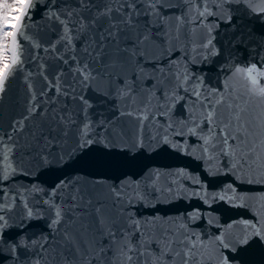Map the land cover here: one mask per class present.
I'll return each instance as SVG.
<instances>
[{
  "label": "water",
  "instance_id": "95a60500",
  "mask_svg": "<svg viewBox=\"0 0 264 264\" xmlns=\"http://www.w3.org/2000/svg\"><path fill=\"white\" fill-rule=\"evenodd\" d=\"M153 2L38 0L30 10L22 64L0 93V141L11 148L9 161H0V264H119L120 233L135 243L136 221L153 252L165 237L194 235L207 246L202 264L222 257L264 264V232L244 224L264 222L260 172L234 169L219 149L204 152L206 124L195 135L164 131L202 119L193 89L228 96L227 88L247 106L248 130L259 142L264 104L235 70H264V0ZM205 5L214 14L193 23ZM53 12L72 13V46L57 43L63 27L49 18ZM84 64L86 82L77 71ZM148 100L155 118L141 122ZM218 111L227 119L226 109ZM51 204L61 209L59 223Z\"/></svg>",
  "mask_w": 264,
  "mask_h": 264
},
{
  "label": "snow or ice",
  "instance_id": "6c2138e0",
  "mask_svg": "<svg viewBox=\"0 0 264 264\" xmlns=\"http://www.w3.org/2000/svg\"><path fill=\"white\" fill-rule=\"evenodd\" d=\"M38 0H0V93L5 91L6 83L10 78L14 77L16 72L19 70L18 66L22 64L21 53L22 46L21 40H29L27 29L30 27L31 21L30 10L35 7ZM86 0H81V3H85ZM156 0L153 2V7L155 6ZM197 17L193 18V23L197 18H202L201 23H203V18L208 15H213L207 6L203 7V10L197 8ZM264 12V7L260 9ZM111 9H107L104 13L109 14ZM67 19H62L61 15L58 13H50V19H55L63 27V34L57 43H65L67 46H72L73 41V28L70 26L72 13L68 12ZM183 23L182 18H178L177 32H179V24ZM83 27V24H81ZM193 34H195V29H193ZM178 38V37H177ZM211 40L208 41V44ZM34 47H39L36 43ZM207 44L202 45V47H207ZM55 48V46H53ZM77 71L82 75L83 81H88L91 78V72L88 70V65L84 64L82 67L78 68ZM243 73L244 78L249 82L250 88L249 93L252 96H256L260 99L261 104H264V84H261L259 78H264V70L257 68L255 64L246 69L236 68L235 74ZM177 80L181 78L176 77ZM188 77L185 75L183 81L187 82ZM57 92L60 91L58 85ZM229 92L228 96H225L223 92H209L207 95L202 96V93L198 89H193V95L196 97V101L200 104L203 111L200 113L202 119L199 122L193 121V126H189L187 123L183 127L177 129L172 125L164 130L165 136L171 132L175 136H184L186 134H196L197 127L199 124H206L208 128V134L202 136L203 140V151L209 152V150L221 151L223 154L230 155L234 158V163L232 167L244 169L245 167L251 171H259L260 178L264 179V108L261 109L259 113V123H258V135L260 137L259 142L255 139H251V133L248 130L249 121L245 119V114L248 109L246 105H241L237 103L238 97L233 96L231 93L234 89H227ZM187 91V89H185ZM173 99L175 96L172 97ZM87 102L85 101V104ZM151 100L145 104L144 108L140 110L138 119L143 122L150 118V115L155 118V113H150L149 105ZM223 107L227 111V119L224 118L223 113L218 110ZM163 105H157L156 112L164 114ZM132 115L133 113H128ZM90 129L89 124L84 125L83 135L86 137L85 143H91V139L88 137V132ZM216 143H213V141ZM232 141L233 143H230ZM164 143L169 141L165 139ZM243 144V147H241ZM179 146V145H177ZM11 153V148L7 147L0 141V161H9ZM10 167V165H9ZM14 171V169H13ZM4 179L7 178V174L4 175ZM252 183V180H249ZM117 198H120L121 193L116 192ZM138 194L134 193L133 198ZM232 199V197L220 196L219 199ZM264 200V196L260 197ZM131 201L129 200V203ZM50 207L54 209L56 219L53 223H59L61 218V209L55 204H51ZM264 207V206H262ZM2 211V210H0ZM99 211V210H98ZM28 215L31 216V210L28 211ZM0 221H4V216L0 215ZM245 231L251 230L255 235H260L264 232V222L250 223L244 222ZM5 224H0V228H3ZM132 227L136 230V235L140 238L134 243L132 240L131 233L125 234L120 233L119 247L116 250V255L118 257L119 264H168L171 260V264H177V258L180 264H202V256L204 251H207V246L200 243L198 238L194 235L192 237H185L183 240L177 241L176 239H169L167 237L162 241L163 246L158 244V252H153L150 250L151 241L143 238V233L140 232L139 221H136ZM231 227V225L229 226ZM109 235L116 240L117 233L109 231ZM217 243L223 247H228L224 242L222 237L217 238ZM212 253H215V249H212ZM35 264H42L41 259H37ZM65 264H68L66 261ZM74 264V262H73ZM87 264H92V260L89 259ZM219 264H229L227 257H222Z\"/></svg>",
  "mask_w": 264,
  "mask_h": 264
}]
</instances>
